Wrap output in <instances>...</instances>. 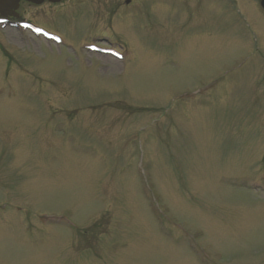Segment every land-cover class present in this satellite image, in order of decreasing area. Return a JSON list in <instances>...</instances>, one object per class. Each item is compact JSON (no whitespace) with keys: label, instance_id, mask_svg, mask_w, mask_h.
<instances>
[{"label":"rangeland","instance_id":"obj_1","mask_svg":"<svg viewBox=\"0 0 264 264\" xmlns=\"http://www.w3.org/2000/svg\"><path fill=\"white\" fill-rule=\"evenodd\" d=\"M31 11L61 45L0 25V264H264L258 0Z\"/></svg>","mask_w":264,"mask_h":264},{"label":"flooded vegetation","instance_id":"obj_2","mask_svg":"<svg viewBox=\"0 0 264 264\" xmlns=\"http://www.w3.org/2000/svg\"><path fill=\"white\" fill-rule=\"evenodd\" d=\"M128 1L126 4L125 2ZM138 0H40L37 4L20 1L18 3L16 13H23L26 9H32L31 13H64L70 10L74 12L80 11L83 8H91L98 19L107 23H112L116 15H120L121 19L127 17V9L129 6L133 8H141L137 5ZM95 8H97L95 10Z\"/></svg>","mask_w":264,"mask_h":264},{"label":"water","instance_id":"obj_3","mask_svg":"<svg viewBox=\"0 0 264 264\" xmlns=\"http://www.w3.org/2000/svg\"><path fill=\"white\" fill-rule=\"evenodd\" d=\"M13 1V0H12ZM17 1V0H16ZM261 6H262V8L264 9V0H262L261 1ZM5 14H7V13H5ZM8 15H12V13H10V14H8ZM2 16H5V15H2Z\"/></svg>","mask_w":264,"mask_h":264}]
</instances>
